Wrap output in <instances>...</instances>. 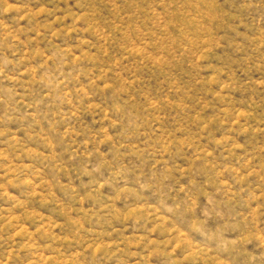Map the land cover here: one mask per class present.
I'll use <instances>...</instances> for the list:
<instances>
[{"label":"rangeland","instance_id":"1","mask_svg":"<svg viewBox=\"0 0 264 264\" xmlns=\"http://www.w3.org/2000/svg\"><path fill=\"white\" fill-rule=\"evenodd\" d=\"M0 264H264V0H0Z\"/></svg>","mask_w":264,"mask_h":264}]
</instances>
